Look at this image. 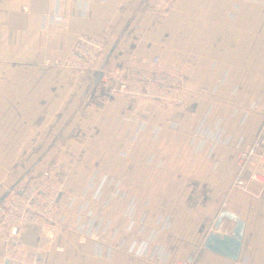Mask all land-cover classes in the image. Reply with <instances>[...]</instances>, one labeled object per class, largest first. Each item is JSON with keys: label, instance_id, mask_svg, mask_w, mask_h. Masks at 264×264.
Here are the masks:
<instances>
[{"label": "crops", "instance_id": "crops-1", "mask_svg": "<svg viewBox=\"0 0 264 264\" xmlns=\"http://www.w3.org/2000/svg\"><path fill=\"white\" fill-rule=\"evenodd\" d=\"M141 1L0 0V198L39 159L31 174L61 171L64 228L42 264H264V183L231 188L235 143L264 125V0H177L162 23ZM83 34L105 37L96 69L110 53L104 71L133 53L179 66L183 103L111 96L102 77L65 126L94 77L61 65ZM222 210L244 221L237 260L203 245L232 235ZM38 240L0 223V264Z\"/></svg>", "mask_w": 264, "mask_h": 264}, {"label": "built area", "instance_id": "built-area-1", "mask_svg": "<svg viewBox=\"0 0 264 264\" xmlns=\"http://www.w3.org/2000/svg\"><path fill=\"white\" fill-rule=\"evenodd\" d=\"M176 1L147 0L146 16L156 23H162ZM104 43L105 37L81 35L61 65L75 70H95L102 57ZM102 77L109 84L111 96L154 101L162 106L181 105L184 101L182 69L163 62L159 55L146 58L133 53L125 63L108 71L103 70ZM235 148L236 175L231 188L247 190L248 178L264 183V173L260 170L264 166V125L251 142L237 141ZM63 192L64 181L59 169L38 175L30 173L1 201L0 223L13 236L20 238L22 230L27 228L39 232L34 249L20 243L11 247L7 253V264H42V241L55 240L64 228V218L59 215V201ZM78 230L85 237L98 239L96 233L87 234L84 228ZM57 248L63 249L61 246ZM115 256L124 258L128 254L117 249ZM175 264L197 263L188 258Z\"/></svg>", "mask_w": 264, "mask_h": 264}, {"label": "water", "instance_id": "water-1", "mask_svg": "<svg viewBox=\"0 0 264 264\" xmlns=\"http://www.w3.org/2000/svg\"><path fill=\"white\" fill-rule=\"evenodd\" d=\"M146 1L147 0L141 1L139 7L136 10V13H138L140 11V9L142 8V6L144 5V3ZM110 54L104 60L100 69L92 71V74L94 75L93 80H92L89 88L87 89V91L83 95L79 105L77 106L75 111L72 113V115L70 116L68 121L66 122L65 126L72 120V118L75 116L77 111L80 109L81 105L86 100V98H87L88 94L90 93L91 89L93 88V86L102 78L103 70L106 67L107 60L109 59ZM63 130H64V128L61 130V132ZM60 133L55 137L54 141L52 142V144L49 146V148L46 150L45 153L48 152V150L53 146L55 141L59 138ZM40 160L41 159H39L30 169H28L16 181V183L12 187H10V189H8V191L0 198V203L11 190L16 188L17 185L25 179V177L33 170V168L39 163ZM225 217L231 219L232 221H234L236 223V227H235L232 235H225L221 232H216V231L210 232L208 234V236L206 237L203 245L206 249H209L215 253H218L220 255H223V256L228 257V258L233 259V260H237L239 258V253L241 250L244 221L241 219V217L239 215H237L233 212H230L228 210H222V211H220L218 218H217V221L215 222L216 228H220V226L223 222V219ZM7 263H8V261L6 260L5 264H7Z\"/></svg>", "mask_w": 264, "mask_h": 264}]
</instances>
